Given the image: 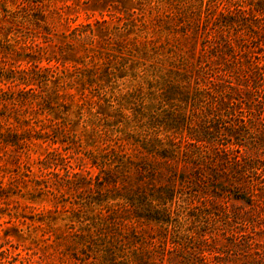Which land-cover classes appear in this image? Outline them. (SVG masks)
Instances as JSON below:
<instances>
[{
	"label": "rangeland",
	"instance_id": "obj_1",
	"mask_svg": "<svg viewBox=\"0 0 264 264\" xmlns=\"http://www.w3.org/2000/svg\"><path fill=\"white\" fill-rule=\"evenodd\" d=\"M263 3L0 0V264H84L77 234L108 214L97 204L100 189L110 190L98 187L103 175L89 156H102L116 138H143L146 122L129 95L142 87L147 104L158 77L212 70L220 58L233 77L212 73L213 88L223 89L212 96L219 103L175 109L192 124L200 121L193 113L209 116L229 162L212 142L201 178L173 183L179 245L172 230L136 221L133 243L136 235L154 264H264V14L256 11ZM220 11L234 12L239 25L217 29ZM138 159L148 160L139 150ZM164 172L116 180L142 195L169 183ZM173 172L195 176L188 164Z\"/></svg>",
	"mask_w": 264,
	"mask_h": 264
},
{
	"label": "trees",
	"instance_id": "obj_2",
	"mask_svg": "<svg viewBox=\"0 0 264 264\" xmlns=\"http://www.w3.org/2000/svg\"><path fill=\"white\" fill-rule=\"evenodd\" d=\"M256 11L260 15L264 14V3ZM234 14L230 11H220L213 25L221 30L239 25L232 17ZM235 17L237 18V15ZM222 60L223 58L218 59V67L212 70L207 69V72L199 70L197 73L192 71L183 73L181 70L179 72L174 70L169 71V75L166 73L158 77L155 82L157 86H152V90L157 94L156 98L148 100L147 104H145L146 96L141 99L142 87L129 95V101H131L129 105H136L137 107H133L134 111H137L139 118L143 117L146 122L143 138L142 140L129 138L132 141L126 138H116L111 150H105L102 156H89L91 163L103 175L98 187H109L110 190L103 192L100 189L98 192L99 205L97 206L106 209L108 214L105 216L99 212L98 223L87 224L84 226L85 230L77 234L78 244L81 247L78 254L82 256L78 259L84 264H154L150 259V251L139 248L140 242L136 235L134 238L137 242L133 243L134 221L136 223L154 222L166 233L172 230L171 243L174 247L179 245V233H176L172 218L179 215L182 205L177 203V199L181 196L174 189V182L178 180L179 185L183 186L198 179L197 171H200L204 166L203 163L209 159L205 149L212 142L217 148L214 150H222L227 162L230 157L227 144L214 141L215 134L211 136L213 133L209 131V116L201 117L193 113L192 116L200 118V121L192 124L186 113L181 112L178 116L175 106L178 103H189L195 109L200 108L201 110L203 107L219 103V100L213 99L212 96L223 89H214V81L217 77H227L228 80L233 77L231 75L233 72ZM255 66L258 67V64ZM214 70L217 72V77L212 75ZM228 80H226L225 88L228 87L231 90L233 83ZM222 96L224 97H221V102L226 99L225 94ZM129 145L132 148L129 149ZM138 150L148 160L140 161ZM177 164H188L195 169V176L191 178L184 174L180 176L175 174L173 169ZM137 170L144 179L158 178L161 174L165 176L164 171H169L171 172L167 179L169 183H164L152 192L141 195L136 189L128 188L125 182L116 180V178L125 177ZM71 175L72 172L67 171V177ZM0 188V194L3 196L5 189L1 186ZM2 214L0 210V215ZM128 222L132 223L131 232H127L125 228ZM200 241L208 244V239L204 234H201Z\"/></svg>",
	"mask_w": 264,
	"mask_h": 264
}]
</instances>
